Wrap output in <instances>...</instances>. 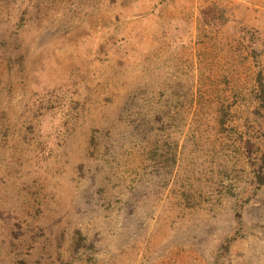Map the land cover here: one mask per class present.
Returning a JSON list of instances; mask_svg holds the SVG:
<instances>
[{"label": "rangeland", "instance_id": "obj_1", "mask_svg": "<svg viewBox=\"0 0 264 264\" xmlns=\"http://www.w3.org/2000/svg\"><path fill=\"white\" fill-rule=\"evenodd\" d=\"M262 102L264 0H0V264H264Z\"/></svg>", "mask_w": 264, "mask_h": 264}, {"label": "crops", "instance_id": "obj_2", "mask_svg": "<svg viewBox=\"0 0 264 264\" xmlns=\"http://www.w3.org/2000/svg\"><path fill=\"white\" fill-rule=\"evenodd\" d=\"M235 1H239V0H235ZM248 1H252V2H253V1H255V0H248ZM228 6H229V4H227V6H225V8L228 7ZM243 6H244V5H243ZM245 6H246V5H245ZM246 7H247V6H246ZM227 12H228V11H227ZM227 12L225 13L226 17H229V15H231V16L233 15V12H231V13H227ZM248 12H249V10H248ZM251 12H253V11H251ZM245 17L247 18V17H249V15L246 14ZM218 25H219V27H218L219 30H218V31H220V30L226 28V26H227L228 24H227V25H224V26H223V25L221 26L220 24H218ZM224 30H225V29H224Z\"/></svg>", "mask_w": 264, "mask_h": 264}, {"label": "trees", "instance_id": "obj_3", "mask_svg": "<svg viewBox=\"0 0 264 264\" xmlns=\"http://www.w3.org/2000/svg\"><path fill=\"white\" fill-rule=\"evenodd\" d=\"M261 97H259V99L262 100ZM262 103H263L262 105H264V102H262ZM257 183H259L260 185L264 184V176H263V174H261V172L257 173Z\"/></svg>", "mask_w": 264, "mask_h": 264}]
</instances>
